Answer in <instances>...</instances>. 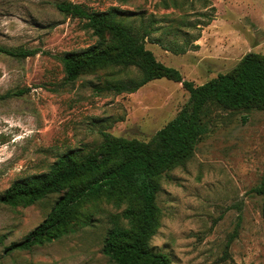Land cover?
<instances>
[{
  "label": "rangeland",
  "instance_id": "374dc122",
  "mask_svg": "<svg viewBox=\"0 0 264 264\" xmlns=\"http://www.w3.org/2000/svg\"><path fill=\"white\" fill-rule=\"evenodd\" d=\"M56 1L0 0V45L41 50L23 59L0 53V95L19 93L0 100V193L19 177L46 171L67 149L94 146L101 130L147 141L188 100L182 84L166 78L120 94H98L95 73L67 82L59 55L86 47L95 37L81 20L61 14ZM69 1L95 10H144L160 25L186 12L166 9L159 0ZM189 1L206 14L186 19L213 18L188 29L200 36L198 46L184 53L146 42L158 61L201 84L249 52L264 55V0ZM206 119L209 130L192 157L161 180L156 198L161 216L150 246L172 264H264L261 199L251 191L264 170V110L212 106ZM56 196L26 207L0 203V264H114L101 251L108 214L116 211L106 202L99 203L89 225L71 234L29 250H5L41 222Z\"/></svg>",
  "mask_w": 264,
  "mask_h": 264
},
{
  "label": "trees",
  "instance_id": "16d2710c",
  "mask_svg": "<svg viewBox=\"0 0 264 264\" xmlns=\"http://www.w3.org/2000/svg\"><path fill=\"white\" fill-rule=\"evenodd\" d=\"M166 8L186 11L166 25L153 13L109 6L95 10L69 0H57L63 15L82 21L95 41L59 55L65 80L95 73L99 94L132 93L146 83L166 78L180 82L188 92L187 103L147 141L115 136L101 130V140L90 148H69L49 164L46 171L15 179L0 193V203L10 207L30 206L52 194L56 198L46 216L6 251L29 250L71 234L89 225L100 202L116 208L108 214L110 224L101 251L114 264H172L169 256L154 251L150 239L156 233L161 209L157 193L170 170L184 165L200 138L209 130L210 107L226 110H264V55L249 52L224 73L195 84L180 71L158 61L146 42L173 53H184L198 45L189 28L206 23L186 19L187 14L205 15L189 0H159ZM208 5L204 3V7ZM213 10V6L210 7ZM202 24V25H201ZM161 31V32H160ZM159 32L157 35L156 33ZM183 38L182 44L177 39ZM39 48L0 45V53L16 59L37 54ZM19 93L6 91L0 100ZM261 199L264 225V170L251 188Z\"/></svg>",
  "mask_w": 264,
  "mask_h": 264
}]
</instances>
